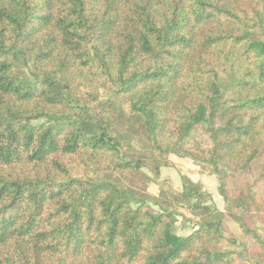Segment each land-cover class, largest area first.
I'll return each mask as SVG.
<instances>
[{
  "label": "trees",
  "instance_id": "obj_1",
  "mask_svg": "<svg viewBox=\"0 0 264 264\" xmlns=\"http://www.w3.org/2000/svg\"><path fill=\"white\" fill-rule=\"evenodd\" d=\"M170 156L223 211L186 175L149 197ZM250 251L264 264V0H0V264Z\"/></svg>",
  "mask_w": 264,
  "mask_h": 264
},
{
  "label": "rangeland",
  "instance_id": "obj_2",
  "mask_svg": "<svg viewBox=\"0 0 264 264\" xmlns=\"http://www.w3.org/2000/svg\"><path fill=\"white\" fill-rule=\"evenodd\" d=\"M131 144L137 149H142V145L138 143L137 140H132ZM172 159V162H171ZM170 166L167 168H161L159 170V179L158 177H154V175L150 174L147 171H144L150 177H152V181L147 186V193L150 198H155L158 196L161 190L167 192L166 197L169 199L168 191L172 190L177 192L179 190L180 175L192 176L193 178H198L199 185L203 189L204 193H206V197L209 198L208 203L211 204L214 208L219 211L224 210V205L222 199L217 195V187L218 183L214 177H210L207 174L201 172L198 168H194L190 166L189 163H183L179 160H175L174 157H169ZM162 171V172H161ZM162 176H161V174ZM202 182V183H200ZM175 212V220L176 223L173 227L174 234L178 236H186L188 235L194 228V222L191 216L188 214L187 210L182 208L181 206H177L174 208ZM228 229L234 233V231L238 230V227L231 221H227ZM251 252V251H250ZM255 258L251 253H246L242 255L240 262L241 264H254Z\"/></svg>",
  "mask_w": 264,
  "mask_h": 264
},
{
  "label": "crops",
  "instance_id": "obj_3",
  "mask_svg": "<svg viewBox=\"0 0 264 264\" xmlns=\"http://www.w3.org/2000/svg\"><path fill=\"white\" fill-rule=\"evenodd\" d=\"M175 158V157H174ZM175 160H179L180 162H183V163H189L188 161H186V160H180V159H177V158H175ZM171 162H172V159H171ZM190 164V163H189ZM187 165V164H186ZM190 166H192V165H190ZM195 168V167H194ZM162 172V171H161ZM161 172H160V174H161ZM161 176H162V174H161ZM187 176V175H186ZM192 182H194V183H199V180H198V178H193L192 176H187ZM200 183H202V182H200ZM180 189H181V187H179V190H177V192L178 191H180ZM234 234L237 236V237H239V231L237 230V231H234Z\"/></svg>",
  "mask_w": 264,
  "mask_h": 264
}]
</instances>
